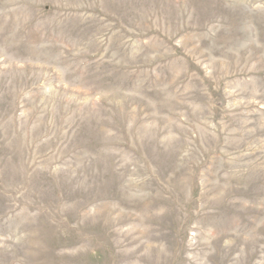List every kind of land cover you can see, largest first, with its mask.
Masks as SVG:
<instances>
[{
	"label": "rangeland",
	"instance_id": "rangeland-1",
	"mask_svg": "<svg viewBox=\"0 0 264 264\" xmlns=\"http://www.w3.org/2000/svg\"><path fill=\"white\" fill-rule=\"evenodd\" d=\"M0 264H264V0H0Z\"/></svg>",
	"mask_w": 264,
	"mask_h": 264
}]
</instances>
